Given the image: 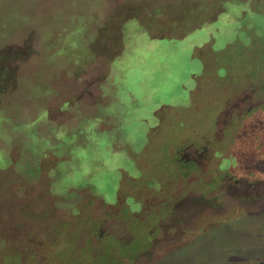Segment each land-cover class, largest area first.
Listing matches in <instances>:
<instances>
[{
  "label": "rangeland",
  "instance_id": "374dc122",
  "mask_svg": "<svg viewBox=\"0 0 264 264\" xmlns=\"http://www.w3.org/2000/svg\"><path fill=\"white\" fill-rule=\"evenodd\" d=\"M0 264H264V0H0Z\"/></svg>",
  "mask_w": 264,
  "mask_h": 264
},
{
  "label": "flooded vegetation",
  "instance_id": "af4514ba",
  "mask_svg": "<svg viewBox=\"0 0 264 264\" xmlns=\"http://www.w3.org/2000/svg\"><path fill=\"white\" fill-rule=\"evenodd\" d=\"M228 117L231 119L233 117V115L228 116ZM229 184H232V185H228L227 184L228 186H226V188L224 189L225 192H227L228 194H230L231 191L232 192L233 191H236V192H240L241 191V192H243L244 190H247L246 186L250 187V189H248V190H252L253 189V187H251V184H249V185H243V182L240 181V180H237V179L233 180Z\"/></svg>",
  "mask_w": 264,
  "mask_h": 264
}]
</instances>
